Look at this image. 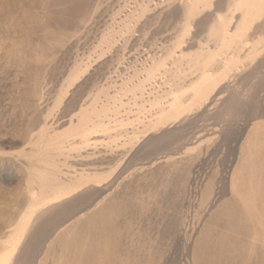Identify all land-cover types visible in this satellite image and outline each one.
I'll return each instance as SVG.
<instances>
[{
    "label": "rangeland",
    "instance_id": "1",
    "mask_svg": "<svg viewBox=\"0 0 264 264\" xmlns=\"http://www.w3.org/2000/svg\"><path fill=\"white\" fill-rule=\"evenodd\" d=\"M0 264H264V0H0Z\"/></svg>",
    "mask_w": 264,
    "mask_h": 264
},
{
    "label": "bare ground",
    "instance_id": "2",
    "mask_svg": "<svg viewBox=\"0 0 264 264\" xmlns=\"http://www.w3.org/2000/svg\"><path fill=\"white\" fill-rule=\"evenodd\" d=\"M228 84L230 85L229 82H228ZM239 96H241L239 91L235 87L231 86L230 87V98H228L229 102L227 104V109L232 105V103L235 102V100L237 98H239ZM227 109H226V111H227ZM226 111L224 110V114Z\"/></svg>",
    "mask_w": 264,
    "mask_h": 264
}]
</instances>
